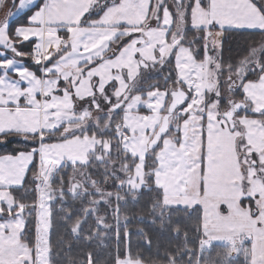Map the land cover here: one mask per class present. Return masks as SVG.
<instances>
[{
    "label": "snow or ice",
    "instance_id": "6c2138e0",
    "mask_svg": "<svg viewBox=\"0 0 264 264\" xmlns=\"http://www.w3.org/2000/svg\"><path fill=\"white\" fill-rule=\"evenodd\" d=\"M12 3L0 144L25 146L0 155V264H54L56 203L76 240L114 231L125 241L114 264H144L121 213L143 190L157 194L162 229L177 208L196 218L197 246L173 228L184 241L166 264H264V0ZM228 30L260 36L235 63L221 55ZM69 198L79 207L64 208ZM85 257L73 264H96Z\"/></svg>",
    "mask_w": 264,
    "mask_h": 264
},
{
    "label": "trees",
    "instance_id": "16d2710c",
    "mask_svg": "<svg viewBox=\"0 0 264 264\" xmlns=\"http://www.w3.org/2000/svg\"><path fill=\"white\" fill-rule=\"evenodd\" d=\"M27 13L18 17L15 20L16 24L25 21ZM190 27V26H189ZM196 35L195 32L189 31V36ZM222 40L221 55L227 63H235L247 54L246 48L249 43L257 42L260 36H252L244 30H228L225 31ZM31 46L25 47L23 50L28 51ZM29 66L32 65L31 61H25ZM159 74L154 76V79H159ZM250 78L255 79V76ZM162 82V81H161ZM24 143L19 139H12L11 143L0 144V155L9 154L13 149H23ZM31 185L29 184V188ZM138 195V202H132L131 198L129 203L121 205V213L129 217L128 230L130 233V246L133 255H138L145 263H160L166 264V253L175 254V250L181 247L184 241V236L181 234L177 236L173 228L179 227L181 233H188V246L195 248L197 246V237L193 227L196 224V218L189 216L182 208H177L171 211V220L168 226L161 228L160 220L155 223L150 222L152 219L151 204L156 198L155 192L143 190L142 194ZM30 202V201H28ZM64 208H77L79 207L78 201H72L71 198L63 205ZM61 205L59 203L53 206V225L54 231L52 233L53 248L56 253L54 257V264H73V262L83 261L86 252H92L96 264H114V257L116 256L117 249L119 248L120 254L123 255L125 250V241L121 235L119 241L113 231V238L111 240L93 241L90 244H85L83 240H76L70 232L67 231L63 223V212L60 211ZM112 220L109 219V223ZM140 229H143L145 235L139 234ZM123 232V229L121 230ZM147 240L151 241L149 245ZM63 241V242H61ZM222 251L221 248L216 247L214 251L207 255L217 258V253ZM187 259V258H185Z\"/></svg>",
    "mask_w": 264,
    "mask_h": 264
},
{
    "label": "rangeland",
    "instance_id": "374dc122",
    "mask_svg": "<svg viewBox=\"0 0 264 264\" xmlns=\"http://www.w3.org/2000/svg\"><path fill=\"white\" fill-rule=\"evenodd\" d=\"M10 3V0H8V3L7 4H9ZM171 3H172V0H169V4L171 5ZM4 9H7V7H5ZM1 12H3V11H1L0 10V13ZM66 171L67 172H71V168H68V169H66ZM91 171V170H90ZM93 179H97V180H99L100 179V175L99 174H97L96 172H93ZM104 187H106V189L107 190H109V191H113V190H115V189H113L112 187H109V186H104ZM122 195H124V193L122 192L121 193ZM126 198V197H125ZM127 199V198H126ZM151 214H152V209H151ZM153 216V215H152ZM155 219V217H152V219L150 218L149 220H150V222H153V220ZM157 219H155V221H156ZM121 222L123 223V219L121 220ZM110 223H112V221L110 222ZM113 238V231H109V233L107 234V238L106 239H103V241L106 243L107 242V240H111ZM144 264H160V263H145L144 262Z\"/></svg>",
    "mask_w": 264,
    "mask_h": 264
},
{
    "label": "crops",
    "instance_id": "0c3cea01",
    "mask_svg": "<svg viewBox=\"0 0 264 264\" xmlns=\"http://www.w3.org/2000/svg\"><path fill=\"white\" fill-rule=\"evenodd\" d=\"M17 3H18V0H17ZM6 7H7V9H3V10H1V11H3V12L0 13V20H2V19L5 18V15H6L7 11H9V10L15 11V8L13 7L12 0H10V3L7 4ZM26 13H27V16L30 15L29 12H22V13L16 15L15 17H12V19L15 21L18 17L23 16V15H25ZM24 23H26V18H25V21H23L22 23H19V24H24ZM19 24H17V25H19ZM61 34H63V33H61ZM25 63H26V62H25ZM26 64H27V63H26ZM28 66H29V65H28ZM29 67H31V66H29ZM33 70H35V69L33 68ZM1 155H4V154H1Z\"/></svg>",
    "mask_w": 264,
    "mask_h": 264
}]
</instances>
